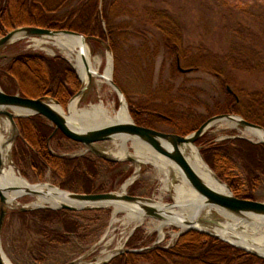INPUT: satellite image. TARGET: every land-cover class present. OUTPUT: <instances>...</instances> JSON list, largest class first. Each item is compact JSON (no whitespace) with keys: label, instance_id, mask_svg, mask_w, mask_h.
I'll return each mask as SVG.
<instances>
[{"label":"rangeland","instance_id":"rangeland-1","mask_svg":"<svg viewBox=\"0 0 264 264\" xmlns=\"http://www.w3.org/2000/svg\"><path fill=\"white\" fill-rule=\"evenodd\" d=\"M51 1L62 2V0ZM84 1L69 0L66 5L58 8L56 13L64 16L80 7ZM101 6L106 7L110 21L109 27L106 23L103 26L107 33L109 28L112 29V38L109 37V41L106 42H92L89 38L87 42L93 56H101L100 72H104L108 57H111L112 78L125 95L132 119L137 124L134 116L137 113L136 117L140 122L151 125L150 127L139 126L174 133L178 123H185V126L193 129L186 135H182L188 136L210 118L219 116L211 114L217 107L230 100L225 93L227 86L233 90V97H238L239 102L242 98L243 114L249 111L248 108L245 109L250 103L247 102L248 96L264 91V0H103ZM11 31L7 30L6 34ZM3 36L0 35V38ZM170 36L180 39L179 48L169 45L166 40ZM43 39H46V42L38 47L37 41ZM51 41L52 38L33 37L18 41L6 48L2 52L6 57L0 58L1 88L3 89L2 84H4L8 86L11 93L19 94V92L16 93L17 84L8 78V67L16 57L21 55H41L48 59L62 58L74 69L72 64L51 45ZM46 48L53 49L56 53L50 54ZM178 60L184 70H192V72H181L178 68ZM75 73L78 76L76 71ZM227 78L232 80V83L224 86V80ZM79 80L81 81L80 78ZM83 86L82 83V88ZM79 98H81V108L98 103L101 98L107 106L120 108L117 94L108 85L102 95L96 90H88L85 96ZM48 99L52 103L56 101L52 98ZM70 101L65 106L60 102L59 104L68 109ZM159 113L173 117L175 119L173 126L172 123L159 121L157 115ZM228 114L245 119L239 114ZM48 123L54 128L50 122ZM244 131L245 129L241 126L231 127L227 122H218L196 145L201 148L200 152L203 155L205 148L227 145L235 139L256 144L257 142L243 134ZM19 140L21 139L13 145L7 165L8 163L13 165L32 185L50 183L62 189L59 180L52 176L51 171L48 170L43 177H37L35 170L23 161L15 159L14 153ZM113 142L114 140L108 141L98 146L102 150H108ZM129 145L130 152L133 153L132 142H129ZM49 148L56 156L88 158L96 163L97 176L94 182L97 188L102 187L105 190L93 194L122 192L123 185L135 173L134 163L105 162L87 153L81 144L64 135L54 137ZM228 171L241 180L242 189L246 190L247 173L236 159ZM163 179L164 174L155 166L144 164L140 178L126 192L129 195L152 199L155 204L176 203L174 189L165 190ZM253 196L255 201L264 202V176L260 177ZM34 200V196H24L19 199L17 207L9 208V215L12 212L21 213L18 207H26L27 212L51 210L30 207ZM114 210L113 206H109L78 211L77 220L83 225L82 236L72 237L68 244L50 246L42 256H39L37 252L31 253L27 247L28 243L35 242L37 238L36 233L23 232L26 222L30 224L31 220L25 221L19 215H13L10 218L8 216L2 234L3 253L12 264H70L72 262L96 264L110 241L109 249L116 255L119 253L116 250L121 243L125 245L124 250L130 251L154 247L140 253L152 250L170 251L181 237H174L175 233L180 232L179 228L168 226L164 230L165 238L160 241L159 231L152 229V223L160 221L153 219H147L131 234L134 225L126 224L125 213H119L118 221L113 224ZM214 220L221 224L224 222L220 219ZM55 229L61 230V226L55 225ZM189 232L201 233L190 230L183 235ZM130 254V252L119 254L107 264H169L159 259L135 262L132 261Z\"/></svg>","mask_w":264,"mask_h":264},{"label":"trees","instance_id":"trees-1","mask_svg":"<svg viewBox=\"0 0 264 264\" xmlns=\"http://www.w3.org/2000/svg\"><path fill=\"white\" fill-rule=\"evenodd\" d=\"M102 1L85 0L80 7L61 16L56 11L69 0L55 2L56 4L51 0H0V35H5L7 30L33 26L73 31L87 36L92 42L109 41V37L112 38V29L109 28L107 33L103 26L106 23L109 27L110 21L106 7L101 6ZM166 41L172 47L179 48V38L170 36ZM8 78L17 84L16 93L19 92L22 97L52 98L64 106L82 88L81 81L67 61L62 58L48 59L41 55L16 57L8 67ZM229 83H232V80L228 78L224 80V86ZM2 86L6 93L13 94L8 86L4 84ZM225 93L230 100L217 107L211 115L239 114L247 121L264 128V91L247 95L249 97L247 102L250 103L245 109L248 108L249 111L244 114L241 111L242 98L237 102L234 95H230L226 89ZM136 114L134 116L138 125L149 126L145 122H140ZM157 115L159 121L172 123L173 126L175 120L173 117L160 113ZM17 121L23 140L18 141L14 157L35 170L37 177H43L49 170L52 176L59 180L62 189L77 194H93L105 190L102 187L97 188L94 182L97 165L93 160L52 154L49 138L54 128L49 126L47 120L41 116H33ZM175 127L174 133L181 135L193 130L185 126V123H178ZM58 136L63 135L58 133L55 137ZM202 153L207 164L238 198L256 200L253 192L257 190L260 177L264 176V145L235 139L227 145L205 148ZM235 159L247 173L246 190L242 189L241 180L228 171L230 165L235 163ZM78 214L69 210H39L27 213L12 212L9 218L19 215L25 221L31 220L30 224L26 222L25 226L23 225V232L36 233L37 238L35 242L28 243L27 247L31 253L37 252L42 256L48 247L68 244L72 237L82 236L83 225L77 220ZM55 225H60L61 230L55 229ZM130 257L132 261L139 263L159 259L169 264H264V259L217 238L195 232L181 236L177 245L170 251L131 253Z\"/></svg>","mask_w":264,"mask_h":264},{"label":"water","instance_id":"water-1","mask_svg":"<svg viewBox=\"0 0 264 264\" xmlns=\"http://www.w3.org/2000/svg\"><path fill=\"white\" fill-rule=\"evenodd\" d=\"M61 35L77 36L82 38L85 42L90 40L88 37L82 34L69 30H49L33 26H23L12 30L11 32L0 38V58H5L6 56L3 55L2 52L10 45L18 41L33 37L55 38ZM178 68L183 73L192 72V70H184L181 67L180 60H178ZM109 81L111 86L116 90L120 106H122L123 102H126L125 95L123 94L119 86L114 82L113 78H111ZM88 88L89 87L87 86H83V88L77 93V95L70 101V104L75 99L85 96ZM227 90L230 94L234 95L233 90L229 86H227ZM236 100L237 102H239L238 97H236ZM51 103L52 102L48 98L33 99L22 97L18 93L8 94L1 88L0 85V120H6L10 125L8 139L5 141V143H0V178L4 174L13 145H15L18 139L23 140L22 133L17 124V120L19 118L41 116L43 119L47 120L54 126V132L49 138V145L51 144L52 139L58 133H62L68 139L83 145L87 153H90L108 163H135L136 160L131 156L125 158L124 160L113 158L109 155L108 152L102 150L98 146L101 143L113 141L119 137H125L128 140V143L138 141L152 148L158 154L167 158L171 163H173L182 173L190 187L197 193L199 198L194 201L196 210L193 217L190 218L186 214L167 210L169 208H179L180 206L178 205V203L164 204L163 207H157L152 199L129 195L127 194V192L123 191L98 194H77L57 188L50 183H41L35 185L30 184L29 187L22 188L0 185V264H5L3 258L4 253L2 250V234L6 220L9 216V208L11 206H14L15 203L18 204V200L23 198L24 196L46 195V192L36 190V188L39 186H47L49 188L58 189L60 191V195L64 197L67 202L61 203L58 207L46 206L38 208L78 212L88 209H100L114 205H123L139 211L147 219L163 221L167 220L169 217L177 218L180 223L189 227L185 232H181L180 236L190 230L198 231L208 236L222 240L223 242L233 245L237 248H240L253 256L264 259V256L260 255L255 250L237 246L221 238L220 235L216 232L209 230H200L194 227V225H208L209 223L215 225L219 224L215 220H209L201 217L203 209L207 207L219 208L244 219L256 218L264 220V202L238 198L233 193L231 188L225 182H223L215 173V171L207 164L200 152L201 148L196 145L197 142L207 133V131L218 122H232L236 123L237 126L243 127L244 129H254L264 133V128L262 126L251 123L236 115L225 114L210 118L192 134L188 136H182L174 133H165L152 128L137 125L131 117L128 104L126 102L131 121L112 124L101 128L86 129L57 111ZM55 104H57L58 106L60 105L57 101H55ZM256 144L264 145V140L261 142H257ZM187 147L195 148L199 157L206 164L211 176L218 183L223 185L226 188V191L215 189L201 175H199V173H197V171L193 168L185 155L184 151ZM15 192H21L22 194L17 195L15 198L16 202L11 204L9 198L10 195ZM16 205L15 207H17ZM17 209H20L21 212L28 211L26 207H18ZM153 248L154 247L145 248L140 251L122 250L112 258L126 252L138 254L142 251H148ZM110 260L102 262L101 264H107ZM76 263L77 262H72L70 264Z\"/></svg>","mask_w":264,"mask_h":264},{"label":"bare ground","instance_id":"bare-ground-1","mask_svg":"<svg viewBox=\"0 0 264 264\" xmlns=\"http://www.w3.org/2000/svg\"><path fill=\"white\" fill-rule=\"evenodd\" d=\"M48 38V37H45ZM51 39V38H49ZM46 39L37 41V46L41 47ZM48 43V42H47ZM51 45L56 48L74 67L78 76L82 80L84 86L89 87V91L96 90L98 94L103 93L106 85L110 86L115 93L116 90L111 86L110 79L113 77V65L111 57H108V64L105 67L104 72H100V65L102 63L101 56H93L91 48L88 42L82 38L73 35H61L52 38ZM50 54H55L56 51L50 48H46ZM81 98L75 99L68 107V109L58 106L55 103H51L52 106L79 124L83 128L93 129L101 128L112 124L124 123L131 121L130 114L128 112L126 102H123L119 109L107 106L104 99L101 98L98 103H93L88 107H80ZM231 127H237L236 123L227 122ZM10 132L9 122L6 120H0V143H5L8 139ZM245 136L255 142H261L264 140V133L254 129H245L243 132ZM130 145L125 137H119L114 140L113 145L104 150L109 153L113 158L124 160L131 156L135 158V173L134 175L123 185L122 191L126 192L127 189L140 178L142 165L152 164L160 172L164 174L163 182L165 184V190L173 188L175 191V201L180 206L179 208L167 209L168 211H177L193 217L196 206L194 201L199 198L197 193L190 187L179 169L171 163L167 158L158 154L155 150L147 145L134 141L132 142L133 153L130 152ZM185 155L193 168L201 175L210 185L220 191H226V188L218 183L210 174L206 164L197 154L195 148L187 147L185 149ZM1 186H14V187H29L30 183L23 178L16 168L9 164L6 166L3 176L0 178ZM36 190L46 192V195L34 196L35 200L30 207H58L61 203L67 202L64 197L60 195V191L55 188H49L47 186H39ZM22 194L21 192H15L10 195V203H15L16 196ZM10 204V205H11ZM17 203L14 204V206ZM191 204V205H189ZM17 206V205H16ZM157 207L164 206L161 202L156 204ZM114 220L115 224L118 219L119 213H125L126 224H133L134 228L131 230V234L143 225L147 218L137 210L128 208L123 205H114ZM201 217L214 220L220 219L224 221L217 226L208 225H194L195 228L200 230H209L216 232L221 238L237 245L242 248L255 250L260 255L264 256V220L263 219H244L230 214L222 209L215 207H207L203 209ZM153 228L160 233V241L165 238V228L168 226H176L180 229L179 233H175L174 237L180 236L181 232L188 230V226L180 223L177 218L169 217L167 220L160 222H153ZM111 241L107 247L103 250V256L98 260L96 264H101L107 260H110L115 254L109 249ZM124 243L119 244L116 251L124 250ZM5 264H12L8 258L3 254Z\"/></svg>","mask_w":264,"mask_h":264}]
</instances>
